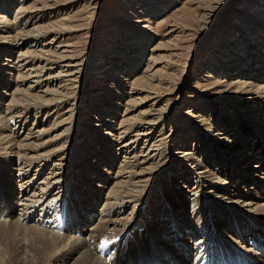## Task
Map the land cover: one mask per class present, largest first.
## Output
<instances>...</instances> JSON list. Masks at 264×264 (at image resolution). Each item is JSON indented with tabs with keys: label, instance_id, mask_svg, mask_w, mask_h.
<instances>
[{
	"label": "rangeland",
	"instance_id": "1",
	"mask_svg": "<svg viewBox=\"0 0 264 264\" xmlns=\"http://www.w3.org/2000/svg\"><path fill=\"white\" fill-rule=\"evenodd\" d=\"M14 1L15 3L9 8V14H5L1 11L3 5L0 7V28L4 30L9 23V35L10 37H13L12 39H15L13 41L8 40V44L3 45L4 47L9 48L10 45V47L13 46L12 43L15 44V47L13 46L12 48H9L12 49L9 58L4 52H1L2 57L0 58V64H6L8 66L7 68L12 67L14 69L8 72L10 77H7L5 81V83L7 82L6 87L0 89V92H3L0 96V107L2 110H7L9 107L8 104L10 105L12 100L16 98L22 99L24 96L27 97V100L30 98L31 101L32 99L37 101L39 105H49H45L40 111L33 108L28 114H26L25 110L22 108L23 103L21 102L23 101L19 100L21 104L19 103V105H17L15 103L16 106H13L10 111L3 112L5 115L12 116L10 113H18V115L21 116V118H18V116H16V118L14 117L12 123H8L9 129L7 134L9 133L14 136L16 147L19 144H22V141L23 145L27 142H31V140H23V136L32 128H35L32 132L45 130L50 127L54 128L52 130L54 132L48 137L41 132L42 134L38 138V141L32 142L34 144H44V142L54 138H56L57 141L62 139L66 140L64 143V153L61 154L63 156L58 157L56 156L57 153H55V155H53L55 157L51 160H53L52 162L61 164L59 165L62 166L61 172H59L61 180H59L61 182L60 185L64 187V192L62 193L67 194L69 191V195L67 194L68 196L65 194L66 197L70 196L68 202L77 206L76 208H72L73 206L67 207L68 205L65 204V199L59 200L58 205V199H55V201H50L52 206L54 204L53 208L49 203L43 201V207H37V203L35 205L36 208L33 210V212H35L28 215L30 222L25 223L20 220L17 224L20 225L21 228L12 226L11 228V223L16 220L15 218L19 217L18 214L22 212H20L21 207L19 205H10L7 203L8 201L5 200L6 197L1 195V193L8 192L5 183L6 179H3L7 177L9 178L15 174V176H13L15 178H12L11 180L14 185H19L20 181L25 180L30 174L31 176L33 175L36 167H34L35 165H31L32 168H29L27 171L28 175H23V177L17 178L19 172H16L17 167L14 165V161H12V165L9 167L10 169L4 172L6 173L4 175L1 172L4 167L0 163V181H2L0 182V210H3V212L0 213V216L2 215L0 217V264H50L53 258L59 255L60 250L58 249H60L66 242L62 237V234H71L72 237H83L81 230L85 232L87 226L88 229L89 227L96 226L98 221L97 216L94 215L95 211L90 213L89 220H84V217L90 212V208H92L90 207L91 203H93L91 199L92 196H87L89 194L88 191L86 194H83L87 189L86 182L93 180L92 184L94 187L99 185V179L97 177L93 176L90 178V176L93 175L91 168L96 161H101L100 158H97L98 154L106 148H111L113 145L112 147L115 146L116 148L113 149L111 153L112 155L105 158L108 162L111 161L113 154L116 152L115 150H117V160L115 159L114 162H111V166L109 165L110 168L101 163L98 169L102 168L104 170L102 171L103 174H109V171L111 174L114 173V171L116 172L118 168L122 169L120 164L125 165V163L128 162V159L123 162L124 157L132 156V154H125L123 149L124 144L129 142L130 137L136 133L137 130H142L143 128L145 130L144 132L148 133V140L151 138L148 146L145 145L141 148L142 143H144L145 140L138 145L144 154L149 153L148 156L160 161L161 157H158L160 153V155L164 157L162 162L168 160V163H166L164 168L165 172H167L166 168L169 166L172 158H167L166 156L169 154L166 155L164 150H161L158 153L157 151L160 147H157L158 144L153 145V141L155 139L159 140L162 138L165 140L167 138L166 142L170 144L171 137L168 136L169 134H171L173 136L172 138L175 140L189 134V137L185 138L186 140L183 141L184 143H182V145H180L181 143L179 141L176 142L178 148L176 151H172V155H178L177 157H179L182 151H185L182 153L185 154L191 150H195L193 152L197 153L198 149L194 148V137L192 138V135H194L193 132L195 131L192 130L188 133V127L193 122L194 126L192 125V128L194 129L197 127L196 130L199 134L198 130L201 132H203V129L209 130V122L214 123L215 120H217V116L218 119L222 117L221 120H233L232 122H229V120L227 121V123L230 124H235V119L237 120V118L240 117L237 120V131L243 133L240 135L241 142H243L244 139V143H249H245L246 146H250L254 141L260 142V139H262L259 134H264V128L257 126V128H261L257 130L255 123H253L250 118L252 112L250 110H248L249 112H246L245 108L250 109L253 107L251 105H255V108L258 109L261 106L264 107V99H256L259 100L255 102L256 104L250 103L242 106L238 103L239 100L236 98H256V94H253L256 91L252 90L251 92L246 93L243 91V88L240 87L242 84L241 82H243L241 79L244 78L239 79L240 74L238 73L241 72L237 71L244 69L243 72L245 70L247 72L250 70L249 73H255L256 75L257 72L264 73V70L258 71L260 67L257 68L253 65V67L249 69L248 62H243V64L237 65L238 57L236 58L237 55L234 54L240 53L241 48L242 52H249L247 54L248 56L253 53L256 55L257 53L255 62H264V0ZM1 29L0 33L2 32ZM23 31L30 35H42H40L41 38L37 42H30L32 40H28V43L23 44ZM0 35L7 36L5 34ZM244 37L248 38V43L246 40L244 43L240 40V38ZM247 45L254 48L250 47L251 50H245V48H248ZM132 49L134 51H130ZM27 51H34V53L29 52L31 56H39L44 60L40 61V63L39 61H36L35 63L30 64L32 66H26L25 69H23V61H25L23 54H27ZM230 53L231 56L234 57L235 65L231 58L225 56ZM132 54H135L133 55L135 62H132V66L137 65L135 69L128 68V72L124 74L123 80L121 79L122 81L119 82V86H115L113 92L102 98L104 101L98 99L102 94L100 87H98L101 91L100 93L92 92L94 88L96 89L95 83L100 82L96 80V75L100 74L105 68H111L113 70V68L123 59L129 60ZM136 54L140 58H135ZM107 57L119 58L118 60L111 59L110 61H106ZM103 58L106 59L104 60ZM27 62H29V59ZM110 62V67L106 66ZM132 63L128 62L129 66ZM253 63L254 62H252V64ZM222 66L223 68L228 67V69L230 67L231 71H229L228 74L222 73L221 69L223 68L218 69V67ZM23 72L30 73L31 75V77L24 83L22 82L23 78L19 77L23 75ZM0 76H2V73ZM33 76H38L39 83H35L36 78H33ZM247 79L254 80L251 78ZM108 80L110 79L108 78ZM42 81L43 83H41ZM254 82L264 85V79L261 81L254 80ZM16 84H18L17 86L19 88L16 87ZM98 85L102 86L100 83ZM29 86L32 87L28 89ZM15 90H18L16 97L12 95ZM115 92H119L121 95V99L119 100L120 105L115 109V116H113L114 118L108 126L109 128L106 127V125L105 127H102V121L99 125L101 118L98 116L96 106L98 105V102H102L100 106H103L104 104L109 103V100L116 101V97H114L116 94ZM241 92L242 94H239ZM30 94L34 97L31 98ZM93 94L97 95V98ZM232 97H234V99ZM58 100L65 101L61 110L54 106L57 104ZM16 101L18 100L16 99ZM87 102H91V105H89L90 103L87 105ZM209 103L211 106H208ZM224 103L226 106L229 104V107H233L234 110L228 108L226 110L223 108L225 106ZM33 104L34 102H31V106ZM92 105L96 108L92 107ZM219 108H223L224 110ZM71 112L72 115H70ZM86 113L88 115L84 117ZM23 116L26 119L24 123L21 122L23 121ZM109 116L110 115H104L102 117L105 124H108L107 119H109ZM208 116L214 117V119H212L213 121H211V117L208 118ZM223 116H226L225 119ZM228 116L231 118H227ZM233 116L237 118H234ZM7 117L9 118V116ZM261 118L264 120V113L261 114ZM71 121H74L75 125L72 124L73 127L71 130L64 131L67 125L68 127L72 126L69 124L72 123ZM243 121L245 123H243ZM186 122H189V124ZM254 122L256 121L254 120ZM120 123L122 124L120 125ZM247 123L251 127L248 126ZM259 123L262 124V121L256 122V124ZM127 125L130 126V129L132 128L131 126H133V128L136 126L134 129L135 131L133 130V132L128 135L127 133H124L123 135L118 136L120 137L118 140L119 145H117V143L109 142L110 138L116 137L120 131L122 132L124 128H128ZM141 125L142 127L140 129L139 127ZM262 125L264 126V124ZM151 126L154 128L149 130ZM87 128L92 129V131L101 128L102 132H107L104 137V142L102 144L98 142L100 145H97L96 142V146L93 145L94 148L90 151V155L83 152V150L86 149L88 142H85L84 144L81 142L84 141L83 137L85 138L88 134H80V131L83 132ZM252 129L254 133H252ZM249 130H251L250 133ZM79 134L81 136H79ZM96 134L97 132H94L92 135L95 136ZM97 135L96 138H98ZM199 136L200 135H198L197 138H199ZM42 137L44 139L41 141L40 138ZM88 139L87 141H89ZM244 143L243 145H245ZM51 149L52 146L50 145L45 147V151ZM121 152H123V154ZM259 152L262 155H259L258 158L264 159L263 151L261 153V149H259ZM22 153H24V150L20 152V154ZM100 155L102 156L101 153ZM218 156V159L224 158L223 160L230 163L228 159L230 156L228 154L226 156L225 153H221V155ZM85 157H89V161H84L83 158ZM18 162H21L23 165L21 160ZM148 162L140 167L145 169L149 167V165H152V160ZM21 164H19V167H22ZM52 167L53 166L46 165L42 172L39 170L37 174H34V176H36L35 180L37 179V187H35L37 188V194L40 192L39 184L47 177L50 172L49 168ZM66 167L68 168L66 169ZM261 173L264 174V171H261ZM144 176L145 178L148 177V173H145ZM256 176L257 175L254 177ZM125 177H118V179H115V176H113L108 178L110 179L107 180L108 184H103V189L100 190V197L94 202L96 205L95 210H101L105 207L106 203H109L106 202V198L110 185L112 186L114 182L121 186L125 181L126 184L128 183V180L125 179ZM7 180L11 182L10 179ZM164 180H160L161 184L159 183L158 189L155 190L156 192H153V200L148 203L147 201L144 202V204H149L150 208H146L145 205L140 206L139 208L141 210H139L141 212L140 217L146 219L142 220L143 224L133 229L131 233H126L123 237L120 236L119 239L117 238L118 240H111L112 245L110 242H106L98 247L100 258L106 259L107 264H130L129 260L131 259L134 260L133 264L136 262L138 264L141 263L139 250H145L146 247H149L147 241V235L149 232L144 229V223L148 225L149 230L152 228L156 233L164 232V230L167 229V235L165 237L172 238V229L174 226L171 227V224L179 225L181 220L185 218L187 220L189 216L190 219L193 217L192 219L194 220L195 215L198 216V214H202V216H204L210 214L213 222L219 221L215 219L216 215L219 216V214H215L217 212L214 209H212L214 213L206 211L203 213V203L201 205L198 199V195L201 196V193L196 196L197 199L196 197L188 198V196L185 197L180 194L173 201L168 200L169 198L164 200L162 198L164 184L167 187L170 186V183H167L168 181ZM62 181L64 183H62ZM55 186L58 187V185ZM201 191L202 189L200 192ZM208 191L212 192V189ZM16 192H19L18 189L11 193L16 196ZM45 192H47V190ZM58 192L59 188H57V190L55 189L51 196L53 193ZM93 192L95 191L93 190ZM261 193L264 196L263 190H261ZM58 197L60 196L58 195ZM46 204L48 205L46 206ZM41 208L47 210H42V214L38 211ZM48 208L51 209L48 210ZM131 208L132 203H126L122 214L128 216L129 213L136 210L132 209L131 211ZM137 211L138 210H136V212ZM78 213H81L79 217L77 216ZM9 214L12 216L8 218L6 217V221L3 222L2 220ZM53 217H57L55 220L56 222L54 221V224L52 225L50 222L49 225L46 220L48 218L49 220H52ZM236 218L233 219V222L240 225L241 220L238 221ZM82 219L85 222L87 221V224L84 227H82L81 224ZM165 219V223L162 224V221ZM34 222H37L38 225H33ZM3 223L6 224L2 225ZM48 231L54 232L56 239L47 238L46 235L40 234L41 232L48 233ZM187 232L188 231L185 230V233ZM56 233L61 236L56 235ZM235 236H237L236 233ZM198 237L201 238L202 236L199 235ZM248 237L250 236H245V240ZM257 237L258 236H256V239L251 240V242L249 241L248 243L252 247V251H257V247L255 246L260 245L258 242H260L261 239H257ZM185 238V240L190 241L189 237L185 236ZM233 239L236 240L235 237H233ZM237 241L239 242V240L234 241L235 246H237ZM227 242L229 244L231 243L230 241ZM213 245L214 244H212L211 247ZM101 246L104 247L102 248ZM230 249V251H225L223 256L227 257L225 259H228L227 261L231 264H238L240 261L242 262L241 264H247L250 262L248 258L238 256L240 250L233 245ZM245 249H247V246ZM191 252H193L190 256V261L192 259L191 263L193 264L195 262V264H202L199 260L203 255L201 254L202 256L200 255V258L198 256L194 257L196 252ZM208 252L212 254L214 253L210 251ZM241 254L243 253L241 252ZM148 255L149 253H147V256L145 255L147 260L151 258L150 256L152 254ZM214 257L215 255L213 254V258L211 259L213 263L211 262V264H216L215 262L217 258ZM110 259L111 262H109ZM158 259L159 260L155 261L153 264H163L166 262L165 257L161 258V255H158ZM247 259L249 261H247ZM167 262L168 264H172L171 260H168Z\"/></svg>",
	"mask_w": 264,
	"mask_h": 264
},
{
	"label": "bare ground",
	"instance_id": "2",
	"mask_svg": "<svg viewBox=\"0 0 264 264\" xmlns=\"http://www.w3.org/2000/svg\"><path fill=\"white\" fill-rule=\"evenodd\" d=\"M13 3H15L14 0H0V7L3 5V8H1V11H3L5 14H9V8L12 6ZM152 5H153V3H152ZM6 26H7V28H5L4 30H2L0 28L2 31L0 34L7 35V36H3V35L1 36L0 35V41H1L0 42V58L2 57L1 52H4L5 55L9 58L10 57V51L12 50L9 48H12L13 46L15 47V44H13V43H12L13 46L10 47L11 46L10 45L9 48L8 47L6 48L3 46L4 44H8V42H9L8 40H12V41L15 40V39H12L13 37H10V35H9V33H10L9 32L10 29L8 28V26H10L9 23ZM40 35H42V34L30 35L27 32L23 31V44L28 43V40H32L30 42H34V41L37 42L41 38ZM247 39L248 38H246V37L240 38V40L243 43L245 42V40L247 42L248 41ZM2 46H3V48H2ZM247 47L248 48H245V50L250 49V47H252V46L247 45ZM252 48H254V47H252ZM130 51H134V50L132 49ZM27 52H28L27 54H23V58L25 59V61H23V69H25L26 66H32L30 64L35 63L36 61L37 62L39 61V63H40V61L44 60L39 56H31L29 52L34 53V51H27ZM250 52H252V51H250ZM248 53H249L248 51L242 52V49L240 48V53L234 54V55H237L236 58L238 57L237 65H241V64H243V62H248L249 63L248 68L249 69L252 68L253 66H256L257 68L260 67L258 71H263L264 70V62H261V61L255 62V58H257L256 57L257 53H256V55H254V53H253L250 56L247 55ZM26 55H28V56H26ZM117 55H119V54H117ZM133 55H135V54H132V56L129 58V60L123 59L114 68L112 67L113 70L111 68L110 69L105 68L102 70V72L100 71L101 72L100 74L96 75L97 76L96 80L100 81L99 83L102 86H99L98 85L99 83L96 82L95 83L96 89L94 88L92 90V92L100 93L102 91L101 92L102 94L98 99H102V98L108 96L111 92H113L115 86L116 87L119 86V82L123 80L124 74L128 72V68L129 69H131V68L135 69V67L137 65L132 66L133 65L132 62H135ZM263 55H264V52H263ZM225 56H228L229 58H231L233 64L235 65V60L233 59L234 57L231 56V53L227 54ZM118 58L117 57H107V59L106 58L105 59H106V61H110L111 59L118 60ZM135 58L138 59L140 57L136 54ZM28 59H29V62H27ZM2 61H4V60H2ZM128 62H131L132 64H130V66H129ZM252 62H254V63L252 64ZM220 63H221V61H220ZM110 65H111V62L108 63L106 66L110 67ZM7 67L8 66L6 64H3V65L0 64V74L2 73V76H0V87H1L0 89H4L6 87L7 82L5 83V81H6L7 77H10L8 72H10L11 70L14 69L12 67H9V68H7ZM237 67H240V66H237ZM5 68H7V69H5ZM221 68H223V66L218 67V69H221ZM4 69L7 71H5ZM1 70H3V71H1ZM243 70L241 69V70L237 71V72H241V73H238V74H240L239 79L244 78V79H241L243 82H241L242 86L240 85V87H242L243 91L246 93H249L252 90L256 91L255 93H253V94H256V98H247V99L241 98L242 100L240 98H236L237 100H239L238 103H240V105H242V106L244 104H250V103L254 104L255 102L259 101L256 99H264V85L263 84H257L256 82H254V80L261 81L262 79H264V73L257 72L255 75V73H249L250 70H248L247 72H246V70L243 72ZM221 71H222V73L228 74V72L231 71V68L229 67V69H228V67H226V68L221 69ZM19 77L23 78L22 82L24 83L25 81H27L31 77V75H30V73L23 72V75H21ZM33 78H36L35 83H39L38 76H35V77L33 76ZM108 78L110 80H108ZM247 78H251L254 80H250ZM50 79H51V77H50ZM246 80H248V81H246ZM53 82H54V80H53ZM113 82H114V84H113ZM41 83H43V81ZM17 85L18 84H16V87H18ZM260 86H262V87H260ZM31 87L32 86H29L28 89H30ZM98 87H100L101 91L98 89ZM17 92H18V90H15L12 95L16 97ZM242 92L239 94H242ZM1 93H3V92H0V96H1ZM115 93L116 94L114 95V97H116V101L109 100L108 101L109 103H106L103 106H100V104L102 102L101 103L98 102V105L96 106L97 108L92 105V107H95L98 110L97 111L98 116H100V118H101L99 125L101 124V121H102V123H103L102 127H105V125H106V127H108L111 124V121L114 118L113 116H115V114H114L115 109H117L118 106L120 105L119 100L121 99L120 98L121 95L119 92H115ZM93 95H95V94H93ZM22 96H23V94H22ZM30 96H31V98L34 97L31 94H30ZM95 96L97 98V95H95ZM231 96H233V95H231ZM112 97H110V98H112ZM241 97H243V96H241ZM26 98L27 97L24 96V98H22V99L16 98L18 101H16V99L12 100L10 102L11 104L10 105L8 104L9 107L7 110H2V108L0 107L1 108V110H0V145H1L0 146V163L4 167L3 171H1L2 174L3 175L6 174L4 172H6L10 169L9 167L12 165L11 164L12 161H14V163H15L14 165L17 167L16 172L17 171L19 172L17 178L23 177V175H28L27 171L29 170V168H32L31 165H35L34 167H36V170H34L35 172L33 173V175L31 176V174H30V176L25 178V180L20 181V184L18 183L19 185H16V184L14 185L13 181L11 180L12 178H15V177H13V176H15V174L13 176H10L9 178L8 177L4 178V179L2 178L3 180L6 179L5 183H6V188L8 189V192L7 193H1V195L6 197L5 200L8 201L7 203H9L10 205L11 204L16 205V206L19 205L21 207L20 212H22V213L18 214L19 217L15 218L16 220H14L11 223V225L8 224V225H10V227L12 226V227H16V228L17 227L21 228V226L17 224V222L20 220H22L25 223L30 222L28 215L35 212V211L33 212V210L36 208L35 205L37 203H38L37 207H40V206L43 207L44 206L43 201H46L47 203L50 204V201L52 202V200L55 201V199H58V201L56 200L58 203L59 200L65 199L64 201H65V204L68 205L67 207L73 206L72 208H76V206H77V205L74 206L73 203L68 202L70 196L66 197L65 196L66 193L65 194L62 193V192H64V187L60 185L61 184V182H60L61 175L59 173V172H61V169H62V166H59L61 164H57L56 162H52L53 160H51L53 157H55V156H53V155H55V153H57L56 156H58V157L63 156L61 154L64 153L63 152L65 150L64 149V143L66 140L62 139L63 141L59 140L60 141L59 142L56 140V138H54L52 140H48V141L44 142V144H40V145L34 144L32 142H37L38 138L40 137V135L42 133H44L47 137L50 136V134H52L54 132V131H52L54 128L50 127L48 129L36 131V132H32L35 129V128H32V129H29V132L27 131V134H25L23 136V140H25V141L31 140V142H27L23 145V141H22V144H19L16 147V145L14 143V140H15L14 136L10 135L9 133L7 134L8 129H9L8 123H12V119L14 117L16 118V116H18V118H21V116L18 115V113L17 114L10 113V114H12V116L11 115H5V113H3V112L10 111L11 108H13V106H16L15 103L17 105H19V103H20L19 100L23 101V102H21V103H23L22 108H23V110H25L26 114H28L31 111V109H33V108L37 109V111H40L41 108H43L45 105H49V104L39 105L37 101H34L33 99L31 101L30 98H28V100H27ZM232 98L234 99V97H232ZM102 100L104 101V99H102ZM30 101L34 102V104L32 106H31ZM64 104H65L64 100H61V101L58 100L57 104H55L54 106L61 110L62 107L64 106ZM86 104L91 105V102H87ZM209 105H210V103L208 104V106ZM263 105H264V102H263ZM223 106H221V107H223ZM225 106H226V104H225ZM225 106L223 108H225L226 110H227V108L230 110L233 109V107H229L230 106L229 104H227L228 107L227 106L225 107ZM251 106H253V107H251L250 109L245 108V111L249 112L248 110H250L252 112L250 114V116H251L250 118L252 119V122L255 123L256 128H257V126L264 128V126L262 125V124H264V120H263V118H261V114L264 113V107L260 105L261 107H259V109H258V108H255V105H251ZM223 108H219V109H223ZM72 112L70 113V115H72ZM218 113H221V112H218ZM73 115H74V113H73ZM87 115L88 114L86 113L84 117H86ZM104 115H110L109 119H107L108 124L107 123L105 124V122L103 121L102 117ZM222 115H224V114H222ZM7 116H9V118ZM206 116H207V114H206ZM211 116H208V118H210ZM225 117L226 116H223L224 119H225ZM229 117L230 116H228L227 118H229ZM233 117L237 118L235 116H233ZM221 118L218 119V116H217V118H216L217 120H215L214 123L209 122V127H208L209 130L203 129V132L198 130L199 134L197 133V130H196L197 127L194 129L192 128V125L194 124V122L190 126L188 125L189 126L188 127V133L192 130L195 131V132H193L194 135H192V138L194 137V148L198 149L197 153L193 152L195 150H191L190 152L185 153V154H182L183 152H185V151H182L180 153L179 157H177L178 155H172V151L173 150L176 151L178 148V145L176 144V142L179 141L181 143L180 145H182V143H184L183 141L186 140L185 138L189 137V134L186 136H183L182 138H177L176 140L172 138L173 136L171 134H169L168 136L171 137L170 144H168L166 142L167 138L165 140H163L162 138L159 140H156L154 138L155 140L153 141L154 142L153 145L158 144L157 147H160L157 152L159 153L161 150H164V152H166V155L169 154L166 157L172 158L171 162L169 163V166L166 168L167 172L164 171V168L166 166V163H168L167 162L168 160L162 162L163 161L162 159L164 157L161 156L160 153H159L158 157H161V160L158 161V160H156V158L153 159V157L148 156L149 153L144 154L143 151L141 150V148H143L145 145L148 146L149 141L151 139L150 138L148 140V136H147L148 133L144 132L145 130L143 128H142V130H137L136 133H134L130 137L129 142H127V144H124L123 149L125 151V154L126 155L132 154V156L131 157L130 156L124 157L123 162L127 161V159H128V162H126L125 165L123 164L124 166L120 164V167H122V169L118 168V170H116V172L114 171V173H111V174H110V171H109V174L108 173L103 174L102 171H104V170L102 168L98 169V167H100V164L102 163V164H104V166H107L108 168H110L111 162H114V160L116 159L118 151L115 150L116 152L113 154V156H112L113 158L112 159L110 158L111 161H109V162L107 161L106 158H108L109 156L112 155L111 153H112L113 149H115L116 147L115 146L112 147L113 146L112 145L111 148H106L104 151L100 152L102 154V156L99 153L97 158H100L101 161L100 162L96 161L95 164H93L94 166H92V168H91L93 175L90 176V178H92L93 176L97 177L99 179V181H98L99 185L94 187V185L92 184L93 180H89L88 182H86L87 189H86V191L83 192V194H86V192L88 191L89 194L87 196H92L91 199L93 201V203H91V205H90V207H92V208H90L91 210L87 215L85 214L86 216L84 217V220H89L90 213L95 211L94 215L97 216V221H98L97 225L92 226L91 228L89 227V229L87 226V229H85L86 230L85 232H83V230H81L83 237H75V236L72 237L71 234H64V235L62 234V237L66 240V242L60 249H58V250H60L59 255L54 257L53 260L50 262V264H107L106 259L100 258V254H99L100 252L98 250V247L100 245H103L106 242H110V244H111L112 241L116 240L117 238L119 239L120 236L123 237L126 233H131V231L133 229H135V228H137L143 224L142 220H146V219H142L140 217V215H141L140 211L141 210L139 208H140V206H143V205H145L146 208H150L149 204H147V203L149 201L153 200L152 199L153 198V192H156L155 190L158 189L159 183L161 184L160 180H164V179H165L164 181H168L167 183H170L169 184L170 186H168V187L164 184V189L162 190V198L164 200L169 198L168 200L173 201L180 194L185 196V197L188 196V198H191V197H196L199 193H201L202 195L201 196L198 195V199H199V203L201 205L203 203V206H202L204 209L203 213L205 211L209 212V213H214L212 210V209H214L217 212L215 214H219V216L216 215L215 219H217L219 221L213 222L212 216L210 214L209 215L206 214L204 216H202V214L201 215L198 214V216L195 215L194 220L192 219L193 217L190 219V216H189V218L187 220H186V218L181 220L179 225L171 224V227L174 226V228L172 229V236H171L172 238H168V237L166 238L165 237L167 235L166 234L167 229L164 230V232L156 233V231L153 230L152 228L149 230L148 225H146L144 223V225H145L144 229L149 232L147 235V241H148L149 247L148 248L146 247L145 250H142V249L139 250L140 261H141L140 264H146V263L153 264L155 261L159 260L158 255H161V258L165 257L166 262L163 264H168V262H167L168 260H171L172 264H192L191 263L192 259L190 261V256H191V253H193V252H191V251L196 252L194 257L198 256L200 258V255L201 254L203 255V257L199 260V261H201L200 263H202V264H211V262H212L211 259L213 258V254L217 258L216 262H215L216 264H231L229 261H227L228 259L227 260L225 259L227 257H225L223 255H224L225 251L231 250L230 248H232V245L234 247H236L237 249H239L243 253V254H241V252L239 251L238 256H241V257L243 256V257L248 258L250 260V262H249L250 264H264V196L261 193V190L264 191V174L261 173V171L262 172L264 171V159L258 158L259 155L260 156L262 155V154H260L259 149H261V153L263 151V155H264V139H263L264 134H262V133L259 134V135H261V138H262V139H260V142L254 141L253 144H251L250 146L247 145L248 146L247 147L246 144H249V143L245 142L246 143L245 144L244 139H243V142H241V140H240V135H242L243 133L240 131H237V128H238L237 127V125H238L237 120L240 117H238L237 120L235 119V122H236L235 124L227 123V121L229 120V122H230L231 119H228L226 121V120H221ZM210 119H211V121H213L212 119H214V117H211ZM69 120H71V119H69ZM254 120L256 122L262 121V124L261 123L256 124V122H254ZM25 121H26V119L23 116V121H21V122L24 123ZM225 121H226L227 125H226ZM189 122H186V123L189 124ZM67 123H69V122H67ZM240 123H242V122H240ZM243 123H245V122L243 121ZM69 124L75 125L74 121L72 123H69ZM121 124L122 123H120V125ZM73 125L69 126V127L67 125V127L65 128L64 131L71 130ZM251 125H253V124H251ZM248 126H250V125L248 124ZM129 127L130 126H128V128ZM131 127L132 128L131 129L129 128V130H128V128H126V129L124 128L122 132L120 131V133H118L119 135L117 134L116 137L110 138L109 142L115 143V144L117 143V145H119L118 140L120 137H118V136H121L124 133H127V135H128L129 133L133 132V130L136 128V126L134 128H133V126H131ZM141 127H142V125L139 128L141 129ZM152 128H154V127L151 126V128L149 130H151ZM190 128H192V129H190ZM258 129H261V128H257V130ZM130 130H132V131H130ZM244 130H245V128H244ZM252 131H253V129H252ZM91 132H93V133L97 132L98 135L97 134L96 135L98 136V138H96V135L93 136L92 135L93 133H91ZM239 132H240V134H239ZM250 132H251V130H249V133ZM252 133H254V131ZM80 134H82V135L88 134L87 136H89V137H87L85 135L86 137L85 138L83 137L84 141H81V142H83V144L85 142L86 143L88 142V145H87L86 149L83 150V152H86V154L90 155V153H91L90 151L92 150V148H94V146H96V144L100 145V144H98V142H100L101 144L104 142V137L107 134V132H102L101 128H99L96 131H92V129L87 128L83 132L80 131ZM80 134H79V136H81ZM15 135H17V134H15ZM198 135H200L199 138H197ZM245 136H246V134H245ZM93 137H94V139H93ZM102 137H103V139H102ZM86 138L87 139L89 138L88 139L89 141H87ZM253 138H255V137H253ZM42 139H44V138L43 137L40 138L41 141H42ZM143 141H144V143H142V147L139 148L138 145L140 144V142H143ZM243 143L245 145H243ZM251 143H252V141H251ZM47 145L52 146V149L49 151H45V147ZM88 149H90V150H88ZM23 150H24V153L20 154V152H22ZM138 150H141V151H138ZM148 150H149V148H148ZM67 152H68V150H67ZM121 153L123 154V152H121ZM221 153H225L226 156H227V154L230 156V157L228 156L230 163L223 160L224 158L218 159V157H219L218 155H221ZM102 157H104V158H102ZM19 160L22 161L23 165L21 164V162H18ZM83 160L89 161V157L88 158L85 157V158H83ZM151 160H152V165H149V167H147L145 169H142L140 167V166L146 164L148 161H151ZM226 160H227V158H226ZM19 164H21L22 167L21 166L19 167ZM46 165L47 166L50 165L53 167L49 168L50 172L48 173L47 177L44 178L43 180L41 179L42 181L39 184L40 192H38V194H37L36 193L37 188H35V187H37L36 186L37 185V183H36L37 179L35 180L36 176H34V174H37V172L39 170L42 172ZM68 167H69V165H68ZM68 167H66V169ZM66 169H63V170H66ZM145 173H148V177H146V178L144 176ZM125 175H126V177H125ZM255 175H257V176L254 177ZM113 176H115V179H118V177H125V179L128 180V183L126 184V181H125V183H123L121 186V185H117V183L114 182L112 184V186L110 185V187L108 189L107 198H106V202H109V203H106L105 207L102 208L101 210H95L96 205L94 204V202H96L98 200V198L100 197L99 196L100 192H101L100 190L103 189L102 188L103 184L104 185L108 184L107 180H110L108 178L113 177ZM7 179H10L11 182L8 181ZM191 179H193V180H191ZM85 181H87V180H85ZM85 181H84V183H85ZM0 182H2V181H0ZM62 183H64V182L62 181ZM55 185H58V187H56ZM54 187H56V188H54ZM57 188H59V192L53 193V195L51 196L52 192L55 189L57 190ZM17 189L19 192H16L17 195L15 196L11 192H15V190H17ZM201 189L203 192L202 191L200 192ZM210 189H212V192L208 191ZM46 190H47V192H45ZM93 190L95 192H93ZM68 192H67V194H68ZM58 195L60 197H58ZM196 199H197V197H196ZM109 200H111L112 202ZM64 201H61V202H64ZM145 201H147V203L144 204ZM128 202L132 203L131 211H132V209H136L138 211L136 212V210H135L134 212L129 213L128 216H124L122 213H123L125 204ZM206 202H207V204H206ZM31 205H33V206H31ZM47 205L48 204H46V206ZM58 205H59V203H58ZM53 206H54V204H53ZM60 206H59V208H60ZM30 207H33V208H30ZM56 207H58V206H56ZM50 209L51 208H48V210H50ZM42 210H47V209L41 208L38 211H40V213L43 214ZM1 212H3V210H0V213ZM152 212H153V210H152ZM52 213H56V212H52ZM42 214H40V215H42ZM80 214L81 213H78L77 216L79 217ZM10 216H12V215H10V214L6 215L5 219H3L2 221L5 222L6 217L8 218ZM222 217H223V220H222ZM247 217H250V218H247ZM56 218L57 217H55V218L53 217L52 220H49V218H48L46 221L49 223V225L51 222V225H52V224H54L53 222L56 220ZM235 218L238 221L241 220L240 225H237L236 222H233V219H235ZM240 218H244V219H240ZM165 221H166V219L162 221V224H164ZM37 222H34V224L33 223L32 224L36 226V225H38ZM4 224H6V223H3L2 225H4ZM81 224H82V227H84V226H86L87 221L85 222L82 219ZM94 224H96V223H94ZM154 226H155V223H154ZM5 227H6V225H5ZM185 230L188 232L185 233ZM83 233H84V235H83ZM235 233L237 236H235ZM40 234L46 235L47 238L56 239L55 233L52 231H48V233L47 232H41ZM56 235H60V234L56 233ZM199 235H201L202 237L199 238L198 237ZM247 235H249L250 237L246 238V240H245V236H247ZM185 236L189 237L190 241L185 240L186 239ZM256 236H258L257 239H261V241L258 242L260 245L258 244L259 246H255V247H257L256 248L257 251H252L251 250L252 247L248 243H249V241L251 242V240L256 239ZM233 237H235L236 240H239V242L238 241L236 242L237 246H235L234 241H236V240H234ZM227 241H230L231 243L229 244ZM212 244H214V245L211 247ZM246 246H247V249H245ZM196 247H197V249H196ZM208 251L214 252V253L212 254V253H209ZM147 253H149V255L152 254L150 256L151 258L148 260L146 259ZM235 257H236V255H235ZM23 258H25V257H23ZM248 259H247V261H249ZM129 261H130L129 262L130 264L131 263L133 264V262H134L133 259H131ZM195 261H196V259H195ZM232 261H233V258H232ZM109 262H111V259L109 260ZM241 263L242 262L240 261V263H238V264H241ZM249 263H247V264H249ZM134 264H138V263L136 262ZM193 264H195V262ZM232 264H237V263H232Z\"/></svg>",
	"mask_w": 264,
	"mask_h": 264
}]
</instances>
